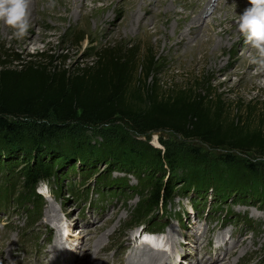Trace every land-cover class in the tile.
Wrapping results in <instances>:
<instances>
[{"label":"rangeland","instance_id":"374dc122","mask_svg":"<svg viewBox=\"0 0 264 264\" xmlns=\"http://www.w3.org/2000/svg\"><path fill=\"white\" fill-rule=\"evenodd\" d=\"M84 1L88 8L95 2L98 5L105 2ZM112 1L108 12L101 15L80 13L73 4L71 20L58 30H55L51 16L34 13L32 26L49 35L39 42L38 48L32 45L24 49L15 45L12 29L0 21V69L5 52L26 59L46 53L53 55V64L77 69L91 64L96 52L104 46L118 49L133 46L140 54L154 55L156 61L157 68L148 79L141 74L142 85L159 79L164 89L177 90L192 85L195 92L204 94L210 88L222 95L227 116L237 112L232 107L235 102L242 106L251 101L264 118V77L246 79L243 75L246 64L241 60L250 54L249 44L236 24L231 32L233 35L225 37L212 36L211 28L208 29L207 23H213L216 16L222 17L225 11L216 13L210 9L194 22L193 14L189 21L193 23L184 24L181 31L185 36L183 42L187 43L183 44L175 35L177 23L174 19L168 25L161 23L159 34L143 29L147 25L156 30V17L153 12L144 10L145 2L150 0H139L130 13L125 9L126 0ZM212 1L207 0V4ZM222 1L220 5L225 4V0ZM51 2L41 0L38 8L49 7ZM170 6L173 7L171 1ZM132 12L140 19L136 26L119 27L120 20ZM51 33H54L53 37ZM208 38L212 39L210 43L205 42ZM19 62L22 60L11 64ZM255 70L253 68V72ZM139 71L135 72L134 78L139 77ZM20 125V145L24 149L20 152L9 150L6 132L0 128V188L7 185L9 188L8 201L0 205V264H127L130 259L138 260L134 264H141L137 254L146 248L152 256L147 260L149 264H264V188L247 192L245 197H240L236 191L242 186L251 190L263 185L264 158L257 154L248 159L239 152L214 149L199 139H184L170 130L141 135L130 122L123 120L84 125L79 121L58 122L49 117L23 120ZM43 129H48L46 140L40 142L38 150L32 148L34 139H40L38 134ZM82 145L100 149L106 154L105 158L95 163L92 159L87 160L88 156L82 158L79 154L67 160L57 155H70L82 150ZM152 148L169 151L175 165H167ZM123 150L136 153L134 172L124 171L126 155L120 154ZM227 153L231 155L229 164L222 159ZM40 160L52 161L58 178L41 180L35 188L34 201L28 200L31 195L28 191L26 201L15 203V198L26 190L24 173ZM222 163L232 173L230 188L233 191L226 201L215 202L220 199L216 196L215 184L200 192L195 188L185 193L182 179L175 180L176 192L168 208L150 210L146 215L148 221L130 224L132 213L138 210L141 202L136 188L141 187L144 176L171 183L174 171L179 178H184L185 173L196 181L210 176L211 172H226ZM125 177L126 181L120 179ZM84 180L86 185L83 186ZM71 183L77 184V188L73 189ZM99 188L104 193L99 194ZM240 198L247 201H240ZM197 199L202 202L196 204ZM37 208L38 217L32 221L31 211ZM164 222H167L165 227L162 226ZM154 223L160 225L154 227ZM145 231L162 233V236L159 235L158 243L156 235L148 234L144 236L145 241H141Z\"/></svg>","mask_w":264,"mask_h":264},{"label":"trees","instance_id":"16d2710c","mask_svg":"<svg viewBox=\"0 0 264 264\" xmlns=\"http://www.w3.org/2000/svg\"><path fill=\"white\" fill-rule=\"evenodd\" d=\"M2 56L5 60L0 69V128L6 132L4 136L10 151L24 150L20 145L21 121L53 117L58 122L79 121L84 125H104L123 120L130 122L133 129L141 135L170 130L180 134L184 139H199L214 149L224 148L229 152H239L248 159L253 154L264 158V118L257 112L256 104L249 101L241 106L235 102L232 107L237 112L229 117L225 103L221 99L222 95L217 94L216 90L207 88L206 92L201 94L195 92L192 85L177 90L164 89L159 79H154L144 86L141 74L148 79L157 68L155 57L149 55V52L140 54L133 46H124L120 49L116 46H104L96 52L91 64L77 69L53 64V55L46 53L34 54L32 55L34 59L20 58L15 53L8 52ZM9 59L11 60L8 61ZM19 60L22 62L17 65L11 64ZM138 70L139 77L134 78ZM47 130H40L38 134L40 139H34L32 148L36 147L38 150L40 142L46 140ZM82 147V150L73 151L70 155H57L62 160L79 155L82 158L88 156L86 159H92L95 163H100L106 156L100 149L85 148L83 145ZM152 149L157 151L158 157L167 165L171 167L175 165V159L171 158L169 151ZM120 154L126 155L123 158L124 171L134 172L136 153L132 150L130 153L123 150ZM229 157L230 154H225L223 162L229 164L231 162ZM113 159L117 161L118 158ZM226 164H220L225 167L226 172L220 174L211 172L210 176L200 177L196 181L185 173L182 176L184 178H179L174 171L171 183L155 181L150 175L144 176L140 182L141 187L136 188L141 202L137 206L138 210L132 213L130 220L133 222L130 224L137 225L148 221L146 215L150 210L168 208L170 199H173L176 192L175 180L182 179L185 193L195 188L200 192L203 188L206 190L215 184L216 196L220 198L219 201L215 199V202L218 204L226 201L233 191L230 188L232 173ZM249 169L253 171L252 167ZM50 178H58L53 162L40 160L35 167L24 173L23 185L26 190L15 198L17 201L15 203L26 201L25 194L29 192L31 198L28 200L34 201L32 198L37 194L35 188L38 183ZM126 178L120 179L126 181ZM85 181H82L83 186L86 185ZM146 182L150 184H144ZM71 184L73 189L77 188V184ZM58 185L60 188V184ZM242 187H240L242 190L236 191L241 194L240 197H245L247 192H257L264 188V183L251 190ZM97 192L102 194L104 190L99 188ZM8 196V185L0 188V205L8 201ZM239 200L247 201L243 198ZM201 202L195 200L196 204ZM38 214L39 208L31 211L30 219L35 221ZM156 224L158 223H154L153 226L156 227ZM166 224L167 222H164L162 226L165 227Z\"/></svg>","mask_w":264,"mask_h":264},{"label":"bare ground","instance_id":"6f19581e","mask_svg":"<svg viewBox=\"0 0 264 264\" xmlns=\"http://www.w3.org/2000/svg\"><path fill=\"white\" fill-rule=\"evenodd\" d=\"M40 1L41 0H30V4L28 8L29 27H28L27 33L22 38H17L14 35V30L12 29V32H11L12 41L14 42L15 45L21 48L26 49L32 45L38 48L39 42L44 41V39L49 36V35H44L41 32H38V30L32 26V24L35 22V17L33 14L36 12L40 14L44 13V15L51 16L54 19L53 26L56 27L55 30H58L60 27L63 26L65 22H68L71 20L72 17L70 14V10L72 6H74L73 4H76V9L80 13L87 12V13H92L93 15L94 14L101 15L102 13H107L114 2L112 0H105V2H103V4H100V5L96 4L95 2V4L91 8H88L84 0H55L56 1L55 7L49 6V7H44V8L39 9L38 4ZM170 1L172 2L173 7L170 6ZM138 2L139 0H126V3H127L126 4L127 8H125L126 11L129 9V13H130V10H133L134 7L138 5ZM222 2H224V0ZM247 2L248 0L247 1L246 0H225V4L220 5V0H218L209 5L207 4V0H150V2L146 1L144 10L147 13L153 12L152 15L156 17V21L154 20L156 30H151V28H149L147 25H144L143 29L149 32L154 31L155 34H159L162 32V29H160V24L162 23V24L168 25L169 22L172 19H174L177 23L175 35L179 37L180 42H183L185 40L184 38L185 36H183L181 31L185 27L184 24H187V25L188 23L192 24L203 13H205L206 11H209L210 9H214L216 13H223L225 11V14L222 17L221 15H217L213 23H207L208 29L211 28L212 30L211 31L212 36L215 34L222 36V37L230 36V35H233L231 32L235 28L234 20L238 17V15L243 13L246 7L249 6ZM152 5L157 7V9L152 7ZM193 14L195 15L194 17H193ZM192 17H193L192 19L193 22H189ZM139 21H140L139 17L136 18L134 13L132 12L131 15L126 14L124 18L121 19L118 24H119V27L121 25L125 27H128L129 25L136 26V23ZM206 27L207 26H205V28ZM50 35L53 37L54 33H51ZM211 41H212L211 38H208V40H205V42L207 43H210ZM183 44H187V43L183 42ZM241 44H244V43L242 42ZM247 48L248 50L250 49V54L244 55L243 59L241 60V62L246 64V68L243 71V75L245 76L246 79L247 78L257 79L262 76L264 77V70H261L258 67V65L250 64L248 60V57L250 55L255 54V50L252 49L250 45ZM190 49L193 51L192 46H190ZM253 68L256 69L255 72H253ZM150 252L151 251L148 248H146L145 251L141 250L140 252H138L137 257L139 258V261H140L139 263L149 264L150 262L147 260H149L152 257L150 256ZM134 262H138V260L132 261L130 259L127 264H134Z\"/></svg>","mask_w":264,"mask_h":264},{"label":"clouds","instance_id":"9594fccd","mask_svg":"<svg viewBox=\"0 0 264 264\" xmlns=\"http://www.w3.org/2000/svg\"><path fill=\"white\" fill-rule=\"evenodd\" d=\"M30 0H0V21L22 38L28 30V8ZM249 6L234 20L247 44L255 50L248 57L249 63L264 70V0H248ZM55 7L54 0L49 5Z\"/></svg>","mask_w":264,"mask_h":264}]
</instances>
